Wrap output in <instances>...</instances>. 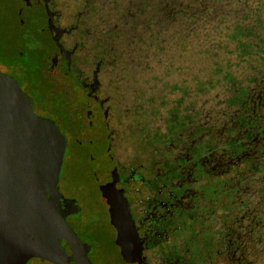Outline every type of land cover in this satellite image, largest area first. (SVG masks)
<instances>
[{"label": "flooded vegetation", "instance_id": "flooded-vegetation-1", "mask_svg": "<svg viewBox=\"0 0 264 264\" xmlns=\"http://www.w3.org/2000/svg\"><path fill=\"white\" fill-rule=\"evenodd\" d=\"M13 1L0 71L65 140L45 196L91 263L264 264V0Z\"/></svg>", "mask_w": 264, "mask_h": 264}, {"label": "water", "instance_id": "water-1", "mask_svg": "<svg viewBox=\"0 0 264 264\" xmlns=\"http://www.w3.org/2000/svg\"><path fill=\"white\" fill-rule=\"evenodd\" d=\"M66 152L57 126L34 107L19 77L0 71V264H8L9 256L15 255L21 264L31 256L57 264H92L87 256L90 246L65 222L54 200L45 196L58 194ZM113 223L122 258L134 263L140 257L138 238L128 236L126 222ZM61 237L74 263L64 258Z\"/></svg>", "mask_w": 264, "mask_h": 264}, {"label": "rangeland", "instance_id": "rangeland-1", "mask_svg": "<svg viewBox=\"0 0 264 264\" xmlns=\"http://www.w3.org/2000/svg\"><path fill=\"white\" fill-rule=\"evenodd\" d=\"M15 8L16 4H14L13 0H0V42H2L3 45H6V47L10 50L8 52H17L18 50H20V48H17L18 45L23 47V45H21V37L19 36V31L24 29L17 25ZM40 17L41 16L39 14V17H37V19L41 20ZM40 25L41 22L37 26L40 27ZM31 29L35 30L36 26H32ZM24 43L26 47L27 45L28 47L36 45V41L34 39H25ZM111 248H114L111 252L113 254H117L115 247L111 246Z\"/></svg>", "mask_w": 264, "mask_h": 264}, {"label": "trees", "instance_id": "trees-1", "mask_svg": "<svg viewBox=\"0 0 264 264\" xmlns=\"http://www.w3.org/2000/svg\"><path fill=\"white\" fill-rule=\"evenodd\" d=\"M8 51H10V50L6 47V45L5 44L3 45L2 42H0V55H2V56L5 54L9 55V53H12V52H8Z\"/></svg>", "mask_w": 264, "mask_h": 264}]
</instances>
